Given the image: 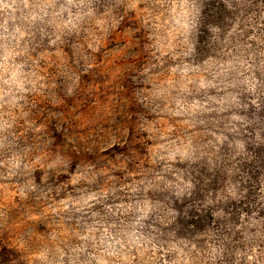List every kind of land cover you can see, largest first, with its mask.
<instances>
[{
  "label": "clouds",
  "instance_id": "clouds-1",
  "mask_svg": "<svg viewBox=\"0 0 264 264\" xmlns=\"http://www.w3.org/2000/svg\"><path fill=\"white\" fill-rule=\"evenodd\" d=\"M0 264H264V0H0Z\"/></svg>",
  "mask_w": 264,
  "mask_h": 264
}]
</instances>
